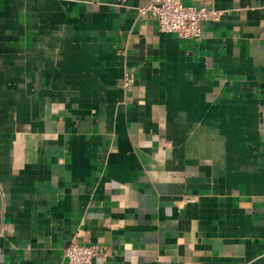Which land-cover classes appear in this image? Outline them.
<instances>
[{"label": "crops", "instance_id": "crops-1", "mask_svg": "<svg viewBox=\"0 0 264 264\" xmlns=\"http://www.w3.org/2000/svg\"><path fill=\"white\" fill-rule=\"evenodd\" d=\"M148 1L0 0V264H264V0Z\"/></svg>", "mask_w": 264, "mask_h": 264}, {"label": "built area", "instance_id": "built-area-1", "mask_svg": "<svg viewBox=\"0 0 264 264\" xmlns=\"http://www.w3.org/2000/svg\"><path fill=\"white\" fill-rule=\"evenodd\" d=\"M139 13L154 18L162 32L184 39H200L202 23L218 16L217 11L186 6L182 0H149L139 8ZM64 252L70 264H97L96 260L104 253L102 247L80 243L76 239L70 241Z\"/></svg>", "mask_w": 264, "mask_h": 264}]
</instances>
